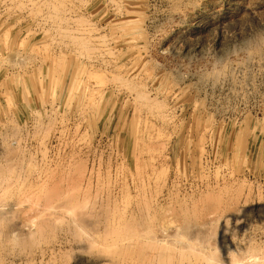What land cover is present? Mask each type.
Returning a JSON list of instances; mask_svg holds the SVG:
<instances>
[{"label":"rangeland","instance_id":"rangeland-1","mask_svg":"<svg viewBox=\"0 0 264 264\" xmlns=\"http://www.w3.org/2000/svg\"><path fill=\"white\" fill-rule=\"evenodd\" d=\"M262 62L264 0H0V264H264Z\"/></svg>","mask_w":264,"mask_h":264},{"label":"bare ground","instance_id":"bare-ground-1","mask_svg":"<svg viewBox=\"0 0 264 264\" xmlns=\"http://www.w3.org/2000/svg\"><path fill=\"white\" fill-rule=\"evenodd\" d=\"M260 37V36H259ZM254 43V42H253ZM259 43V42H258ZM261 43V42H260ZM255 44H256V42H255ZM247 45V44H246ZM253 45V44H252ZM257 46V45H256ZM247 47V46H246ZM255 47V46H254ZM251 48V47H250ZM256 49V48H255ZM260 52V51H259ZM249 55V54H248ZM262 56V55H261ZM249 57V56H248ZM247 57V58H248ZM263 57V56H262ZM221 59H223V58H221ZM262 59V58H261ZM258 60V59H257ZM219 61V60H218ZM220 63V62H219ZM219 63H218V65H219ZM262 63H264V62H262ZM245 66H247V65H245ZM251 66V65H250ZM251 68V67H250ZM218 69H220L219 67H218ZM263 69V68H262ZM242 70V69H241ZM217 71H219V70H217ZM250 71V70H249ZM215 72V71H214ZM223 72V71H222ZM233 73V72H232ZM238 73V72H237ZM245 73V72H244ZM243 73V74H244ZM215 74H217V72L215 73ZM232 75V74H231ZM245 75V74H244ZM262 75V74H261ZM216 77V76H215ZM223 77V76H222ZM249 77V76H248ZM224 78V77H223ZM234 78V77H233ZM254 79V78H253ZM244 81V80H243ZM230 82H232V81H230ZM244 85V84H243ZM247 86V85H246ZM241 88V87H240ZM239 88V89H240ZM244 88V87H243ZM237 89V88H236ZM241 90V89H240ZM0 169H2L1 168V166H0ZM6 169V168H5ZM3 170H4V167H3ZM3 170H0V174H2L3 172ZM8 170V169H7ZM5 175V174H4ZM2 176H3V174H2ZM4 177V176H3ZM7 177V176H6ZM1 179H3V178H1ZM4 179H5V177H4ZM2 182V181H1ZM7 187H3V189L5 190ZM0 189H1V187H0ZM117 219V218H116ZM113 221H114V219H113ZM118 221H119V219H118ZM110 223V222H109ZM116 225V224H115ZM34 226V225H33ZM33 226H32V228H33ZM31 229V228H30ZM36 230V229H35ZM32 232H34V229H31L30 231H28V233H32ZM195 242V241H194ZM194 242H192V243H194ZM190 243V242H189ZM188 243V244H189ZM197 243V242H196ZM196 243H194V244H196ZM215 243V242H214ZM213 243V244H214ZM219 244V243H218ZM193 244H191L190 245V247L192 246ZM254 245V244H253ZM189 246V245H188ZM237 246H238V244H237ZM255 246V245H254ZM192 247H194V245L192 246ZM192 247L190 248V249H192ZM216 247V246H215ZM214 247V248H215ZM218 247V246H217ZM221 247V246H220ZM195 248H196V246H195ZM248 248H249V246H248ZM247 248V249H248ZM260 248V247H259ZM194 249V248H193ZM192 249V250H193ZM241 249V248H240ZM261 249V248H260ZM259 249V250H260ZM200 250V249H199ZM194 251H195V249H194ZM193 251V252H194ZM231 251H232V249H231ZM236 251V250H235ZM238 251V250H237ZM199 252V251H198ZM197 252V253H198ZM227 252V251H226ZM261 252V251H260ZM222 253V252H221ZM229 253V252H228ZM195 254V253H194ZM212 254V255H211ZM210 255H211V258H209V259H213V261L215 260L216 262H218L219 261V258L217 257V254H219V249L218 250H216V248H215V251L213 252L212 251V253H211ZM201 255V254H200ZM200 255H198L197 254V256H200ZM226 255V254H225ZM204 257V256H203ZM195 258V257H194ZM197 258V257H196ZM221 258V257H220ZM256 258V257H255ZM203 259V258H202ZM234 261H239V264H246V262H247V259L246 260H244V256H242V257H236V256H234V259H233ZM207 261H208V259H207ZM223 261V260H222ZM228 261V260H227ZM230 261V260H229ZM249 261V260H248ZM251 261H252V259H251ZM197 262V261H196ZM200 262V261H199ZM202 263H203V261H201ZM200 262V263H201ZM210 262H211V260H210ZM253 262V261H252ZM194 263V262H193ZM213 263V262H212ZM215 263V262H214ZM237 263V262H236ZM195 264V263H194ZM199 264V263H198ZM220 264H233V262H226V261H224V263L223 262H221V260H220ZM235 264V263H234Z\"/></svg>","mask_w":264,"mask_h":264}]
</instances>
